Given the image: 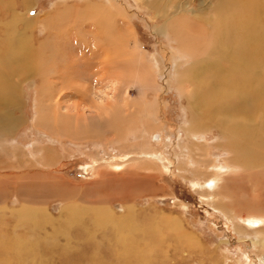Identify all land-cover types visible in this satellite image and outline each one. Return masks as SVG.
<instances>
[{"label": "rangeland", "instance_id": "1", "mask_svg": "<svg viewBox=\"0 0 264 264\" xmlns=\"http://www.w3.org/2000/svg\"><path fill=\"white\" fill-rule=\"evenodd\" d=\"M254 1L263 6L257 20L261 27L264 0ZM246 2L0 0L1 55L3 42L10 45L6 24L22 32L25 20H31L25 33L41 47L36 62L42 71H50L51 49L76 57L85 42L106 45L114 64L120 60L123 67L120 83L93 81L83 101L65 96L63 115L41 107L39 77L10 71L20 79V89L19 102L9 109L23 124L16 133L4 134L0 123V264H262L256 256L260 248L239 240L232 222L206 201L199 193L204 187L192 182L194 174L179 163V141L188 142L193 117V85L184 74L195 55L206 56L211 18L218 26L222 7L233 10ZM48 34L56 37L48 40ZM107 69V77L119 73ZM36 117L39 124L51 121L36 125ZM199 136L193 153L200 165L188 162L189 167L206 172L216 163L233 164L217 126ZM9 141L21 150L18 162ZM34 144L53 147L56 166L42 170L27 153ZM146 145L165 154L171 167L144 160L140 152ZM259 169L230 177L234 195L244 200L242 211L255 204L245 199L264 203V170ZM208 175L201 180L208 181Z\"/></svg>", "mask_w": 264, "mask_h": 264}, {"label": "bare ground", "instance_id": "2", "mask_svg": "<svg viewBox=\"0 0 264 264\" xmlns=\"http://www.w3.org/2000/svg\"><path fill=\"white\" fill-rule=\"evenodd\" d=\"M254 3H256L254 0H247L246 3L239 4L243 5L242 7L233 10H229L225 6L222 7L217 14L219 17L218 26H216L215 18H211L213 19L211 20L213 36L206 47V56L195 55L193 65L184 74L193 85V91L189 96L193 117L191 118V127L186 129L188 142L183 139L180 140L181 142L179 141L178 146L181 148L179 157L181 158L178 162L183 169L190 170L194 174L190 179L192 182L204 187L199 193L206 196V201L221 210L232 222L239 235H237L239 240L248 239L252 247L260 248L256 249V251H260L256 256L264 264L262 257L264 255V203L261 199H245L250 204L255 201V204L253 207L246 206V211L245 209L242 211L240 207H243L244 200L234 195L230 183L232 175H241L244 172H249L250 175L252 171L255 172L259 168V171L264 170V24L261 27L257 25L258 13L263 6ZM25 22L26 30L22 32L17 29L10 31L6 24L8 27L7 40L10 45L6 47L3 42L2 50L5 52L1 55L0 50V109H4V112L0 114V123L6 127L4 134L16 133L14 129L23 124L22 119H16L13 111L9 109L10 106L17 105L16 102H19L17 91L20 89V79L18 80L11 74L12 72L25 77H39L41 81L40 98L45 102L41 107L51 109L55 115H63L61 113L62 100L65 96H79V99L83 101L90 92L89 85L93 81L120 83L123 79L122 62L117 60L114 64L111 50L107 49L105 44V46L103 44L98 46L95 43V47H97L95 48L86 42L83 51H77L76 57L70 55L72 58L68 57V54L64 53L65 50H61V48L51 49L49 58L54 61L50 71H42L44 67H39L40 64L37 65L36 62L37 53L41 47L36 48L34 42L28 40L29 36L27 37L25 31L32 27V22L31 20H25ZM220 26H224L225 29ZM54 37L56 35L48 34L46 39ZM121 43H125V40L121 39ZM222 62L225 66L222 65ZM107 68H116L119 71L118 75L107 77ZM111 102L109 105L113 107ZM114 111L112 110V113ZM201 117L204 118L203 121ZM257 117H259L258 121ZM38 118L36 117L34 120L36 125H40L42 122L40 119L39 124ZM57 119L60 118L56 117L55 126L59 127L61 123ZM46 121L42 123L46 125ZM6 123L8 124L6 125ZM52 123L54 124L53 121ZM52 123L50 122V124ZM212 125L217 126L225 137L227 148L233 154V164L232 161L227 162L229 163L227 168L216 163L210 170L206 167V172H197L194 168L189 167L188 162H194L196 167L200 165L193 152L199 147L201 141L199 133ZM4 134L1 131L0 137ZM11 139H14V136ZM9 145L14 149V156L18 162L21 159V150L17 142L12 141ZM45 146L34 144L30 148L27 147V153L33 156L37 165L43 167L42 170L57 164L56 150L51 146H47L49 148L47 149ZM140 153L143 154L141 156L146 161L160 163L165 168L171 167L167 164L169 162H164L163 155L165 154H158L151 147H144ZM166 154L169 156L168 153ZM111 165L116 166L119 170L123 169L121 163ZM207 174L210 175V178L208 181H204ZM36 175L39 174L36 173L34 176ZM201 178L203 179L201 180ZM35 179L38 178H33V181ZM260 201L263 204L259 203ZM244 204L247 205L245 202ZM249 208H252L251 211L247 210ZM261 211L263 212L261 213ZM103 221H101L102 224L105 222ZM125 242L128 241L125 239Z\"/></svg>", "mask_w": 264, "mask_h": 264}]
</instances>
